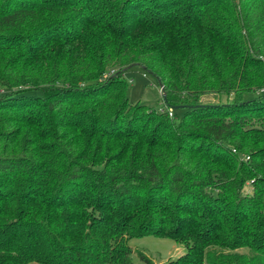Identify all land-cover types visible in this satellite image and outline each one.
Wrapping results in <instances>:
<instances>
[{"label": "trees", "instance_id": "16d2710c", "mask_svg": "<svg viewBox=\"0 0 264 264\" xmlns=\"http://www.w3.org/2000/svg\"><path fill=\"white\" fill-rule=\"evenodd\" d=\"M133 65L160 80L168 108L182 106L191 139L216 149L240 136L250 159L214 179L207 163L190 167L194 146L187 159L112 152L125 117L141 127L174 111L130 102ZM0 87L24 89L0 110L59 140L6 148L0 130V264H133L128 239L144 235L185 247L163 264H264V0H0Z\"/></svg>", "mask_w": 264, "mask_h": 264}, {"label": "rangeland", "instance_id": "374dc122", "mask_svg": "<svg viewBox=\"0 0 264 264\" xmlns=\"http://www.w3.org/2000/svg\"><path fill=\"white\" fill-rule=\"evenodd\" d=\"M104 76L107 77L108 75ZM123 76L128 83L127 95L130 102L133 104H144L150 108L157 109L158 112H161V110H170L163 100L159 82L152 73L146 71L139 65H133L123 70ZM18 90L24 89H22V87H0V97ZM230 101L231 97H227L225 95H203L199 102L201 104H215ZM26 113L27 112H23L21 110H0V130H4V134L7 138V141H2V144L6 146V148H10L14 142L21 140V144L24 149L28 150L32 148L33 142L38 140V145L41 148H50L55 146L56 142L59 141L58 139H56L53 143L46 144V141L39 138L38 134H34L32 131L26 130L27 123L25 122L30 120H21ZM146 114L145 118H149L141 127H137L138 123L130 116L123 119V128L127 134H125V138L123 137L119 140L118 147H116L112 152H118L122 146L128 145L132 149L140 148L142 151H147L148 149H160L161 152H164L167 148H170L177 151L178 154L187 159L189 158L190 148L194 146L195 148H198V153L194 155L193 163L190 167L197 162L207 163L205 170L202 172L208 176H212L214 179L219 178V170L225 171L228 176L232 175L239 167V161H248L250 159L247 148L244 145L239 146L240 136L231 140L219 142V146H217L216 149L214 147H210L207 141H201L200 139L195 138L191 139V136L195 133H191L186 128L179 127V124L177 125V123L181 121V118H178L177 115L181 116L183 114L182 108L174 109L171 114L168 112V116L164 119L165 121L156 113ZM131 131L133 133H130ZM134 134L137 135L134 136ZM1 136L2 135L0 134V138ZM17 137H20L21 139H17ZM159 141L162 143L158 144ZM206 148L209 150V155L199 153V150H205ZM225 148L229 151L228 153H225ZM33 155L36 157L38 156L39 158H45V155L37 148L34 150ZM226 155L230 157L229 161H226L223 164L216 161L219 156L225 157ZM257 173L258 175L256 179H259L262 176L264 177L262 171H257ZM254 180V178L248 180L242 188V192L252 194L254 190L252 182ZM128 245L131 248V258L133 264H145V262L138 255L139 251L148 256L154 264H163L168 260L175 259L185 251L183 244L170 238L154 235L129 238ZM240 251L246 252L247 249L241 248Z\"/></svg>", "mask_w": 264, "mask_h": 264}, {"label": "water", "instance_id": "95a60500", "mask_svg": "<svg viewBox=\"0 0 264 264\" xmlns=\"http://www.w3.org/2000/svg\"><path fill=\"white\" fill-rule=\"evenodd\" d=\"M127 68V67H126ZM158 82H159V85H160V88L162 90V97H163V100L165 101L166 100V94L165 92L163 91V84L160 82V80L157 78ZM170 109H179V108H182V106H170L169 107Z\"/></svg>", "mask_w": 264, "mask_h": 264}, {"label": "built area", "instance_id": "2783aa9c", "mask_svg": "<svg viewBox=\"0 0 264 264\" xmlns=\"http://www.w3.org/2000/svg\"><path fill=\"white\" fill-rule=\"evenodd\" d=\"M171 114V112H169Z\"/></svg>", "mask_w": 264, "mask_h": 264}]
</instances>
